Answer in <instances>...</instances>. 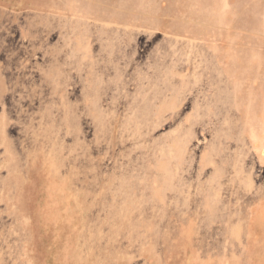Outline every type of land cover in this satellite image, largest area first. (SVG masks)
Returning <instances> with one entry per match:
<instances>
[{
    "label": "rangeland",
    "instance_id": "rangeland-1",
    "mask_svg": "<svg viewBox=\"0 0 264 264\" xmlns=\"http://www.w3.org/2000/svg\"><path fill=\"white\" fill-rule=\"evenodd\" d=\"M0 264H264V0H0Z\"/></svg>",
    "mask_w": 264,
    "mask_h": 264
}]
</instances>
